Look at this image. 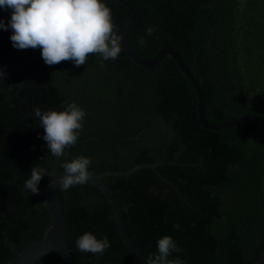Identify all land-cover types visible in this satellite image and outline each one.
Instances as JSON below:
<instances>
[{"label": "trees", "instance_id": "obj_1", "mask_svg": "<svg viewBox=\"0 0 264 264\" xmlns=\"http://www.w3.org/2000/svg\"><path fill=\"white\" fill-rule=\"evenodd\" d=\"M133 6L127 39L144 59L172 46L204 94V115L227 124L247 115L264 120V0H123ZM116 31L128 7L107 4ZM11 11L0 8L5 24ZM154 27L148 36L146 29ZM0 29V63L23 62L41 49L12 46ZM144 37L145 44H138ZM90 54L85 65L43 59L21 69H1L0 264H8L42 239L52 220L45 206L49 177L39 193L24 188L32 167L51 173L53 157L42 139L36 109L63 111L75 102L86 111L75 145L62 164L91 159L90 171L133 173L103 178L116 196L132 242L144 256L157 241L173 238L181 249L169 259L183 264H243L264 255V132L254 122L209 130L197 118L198 96L171 57L149 70L123 51L104 62ZM75 264H139L124 244L113 209L93 183L58 187ZM179 225L177 229L175 225ZM85 232L107 237L103 255L78 250ZM36 264H65L61 255ZM255 264H264L258 262Z\"/></svg>", "mask_w": 264, "mask_h": 264}, {"label": "clouds", "instance_id": "obj_2", "mask_svg": "<svg viewBox=\"0 0 264 264\" xmlns=\"http://www.w3.org/2000/svg\"><path fill=\"white\" fill-rule=\"evenodd\" d=\"M0 8L11 11V19L7 24L0 20V29H11L10 41L19 50L41 49L43 61L48 66L63 61H72L74 66L85 65L90 54H99L100 66L108 60H116L121 53L123 37L117 34L112 19L111 9L103 0H0ZM154 27H148L146 33L151 36ZM140 37L138 44H145ZM6 73L0 70V80ZM63 111L35 110L44 129L42 139L53 157H62L65 148L75 145L83 127L86 111L75 102L62 105ZM91 159L77 156L71 162L62 164L64 169L59 183L49 180L50 189L61 188L67 191L73 186L87 184L91 178L88 171ZM46 169L35 166L30 170V179L24 188L32 194H38V185L44 177H51ZM178 229L179 225H175ZM79 251L103 255L110 247L107 237H97L85 232L76 240ZM158 254L149 256L146 264H183L179 259H169L173 252L181 249L173 238L164 236L157 241Z\"/></svg>", "mask_w": 264, "mask_h": 264}, {"label": "water", "instance_id": "obj_3", "mask_svg": "<svg viewBox=\"0 0 264 264\" xmlns=\"http://www.w3.org/2000/svg\"><path fill=\"white\" fill-rule=\"evenodd\" d=\"M106 4H112V3H121L128 7V12L125 16V22L124 27L122 30L117 31V34L122 36V42L121 47L125 54L137 65L141 67H145L149 70L153 69L156 65H158L164 58L171 57L175 63L179 66V68L182 70V72L186 75V77L189 79V81L194 86L197 96H198V106H197V118L201 126L205 129L209 130H222V129H228L235 126H238L240 124H243L245 122H254L258 124L261 129L264 132V120L259 117L258 115H247L240 119H237L235 121H232L227 124H213L206 120L204 115V94L202 92L201 86L199 85L197 79L195 78L194 74L191 72L181 55L172 47V46H164L162 47L158 53L155 55L152 59H144L140 57L131 47L128 39H127V32L130 25V16L133 12V6L125 2L123 0H103ZM42 59L41 51L37 53L34 57H32L29 60L23 61V62H5L0 63V70L1 69H21L24 67H28L31 65H34L38 61ZM60 161V157L57 159L56 167L51 172L53 174L51 177H49L47 181V185L45 188V206L47 208V211L51 217L52 224L51 226L44 232V235L42 239L35 241L32 243L29 247H27L25 250H23L21 253H19L11 262L8 264H36L38 260H40L44 256L48 255H61V257L64 260L65 264H75L74 259L71 254V250L68 246L67 242V236H68V226L66 222L64 207L62 204V201L60 199L59 190L53 188L50 189L48 187L49 180L55 179L57 183H59V179L63 173L64 170H59L58 163ZM145 167H151L154 168V166H137L132 171L129 172H107L98 174L96 172L90 171L91 178L89 182L93 183L95 186H97L104 196L109 201L114 215L116 219V223L118 226V231L121 235V238L124 242V244L127 246V248L134 254L139 264H146V257L144 256L143 252L132 242V240L129 237L126 224L124 221V217L122 214L121 206L112 192V190L109 188V186L103 181V178L111 175H124L133 173L136 170H139L141 168ZM258 262L264 263V255L257 256L253 259H250L249 261L243 263V264H255Z\"/></svg>", "mask_w": 264, "mask_h": 264}]
</instances>
